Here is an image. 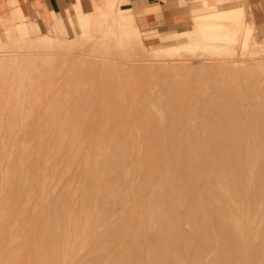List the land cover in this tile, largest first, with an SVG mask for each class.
Here are the masks:
<instances>
[{"label":"rangeland","instance_id":"374dc122","mask_svg":"<svg viewBox=\"0 0 264 264\" xmlns=\"http://www.w3.org/2000/svg\"><path fill=\"white\" fill-rule=\"evenodd\" d=\"M154 5L158 23L130 40L55 11L9 24L1 264H264L250 253L264 250V40L175 39L193 26Z\"/></svg>","mask_w":264,"mask_h":264},{"label":"bare ground","instance_id":"6f19581e","mask_svg":"<svg viewBox=\"0 0 264 264\" xmlns=\"http://www.w3.org/2000/svg\"><path fill=\"white\" fill-rule=\"evenodd\" d=\"M24 1H25V3L26 2L27 3L30 2V0H24ZM71 1L72 0H70V2L69 1L68 2L65 1L66 8H65V11L64 12H62V13H60V12H54L55 16L62 17L63 20H64V18H66V20H68V21H65L64 20L66 22L65 25H67V23H72L73 22L72 19H75L77 21V23L81 24L85 28H92L93 27L92 28V30H93V29H95V26H96L97 27V29H96L97 32L98 31H101V32L102 31H109L110 33H114L115 35H119L120 37H123L125 40H130V38L134 37L136 35V33H140L141 32L140 31V27H139L140 26V23H138V21L136 19V16L134 15L132 9L124 8L122 6V3H121V2H124L122 0H105V1L104 0H101L99 2H97L95 0H90L89 1V5L91 6L90 8H91V12L92 13H88V12H86V11L83 10V6H82L83 5V2H79V1L74 2V0H73L72 2H74V3H71ZM179 2H180V4H184L185 3V6H186V3L188 4V0H179ZM29 4H31V3H29ZM71 4L72 5H76L77 8H78L74 13L69 12V10L71 8V6H69V5H71ZM9 5H10V9H8V10H1L0 11V32H3V34H5V37L4 36L2 38L0 37V41H2L3 39L5 40V38L9 37L12 34V31H11L12 29L10 30L11 27L9 28L8 26H12V25H9V24H11V23L13 24L14 23V20L17 17H19V18L22 17L24 19L27 18L25 16V13H24L23 8L21 7L22 6V0L19 3L16 2L15 0H9ZM167 8L168 7L165 6V9H167ZM169 11H171V9H169ZM173 11L171 13H173ZM248 11L249 10L247 9L246 1L245 0H218L217 6H215L214 8H212V10H210V13L205 14V15H202V16H199V17H197V18L194 19V21H193L194 29L193 30H186L185 29V30H182V31H174V35H176L174 38L175 39H178L180 37L181 38H184L188 34H192V33H196V34L198 33L199 34V33H201V34H204V35L207 34L208 38L210 40H212V42L216 43L217 41H219V39H220L221 36H224L225 35V37H228L229 38L227 40H229L231 42H234L235 44H237V43L240 42V43H243V46H246V45H248L249 43H251L254 40V38H255L254 37V34L255 33H258L257 30H256V27H255V25L253 23L254 20L253 21L251 20L249 14H248ZM52 13H53V11L51 12V14ZM58 14H59V16H58ZM170 14H169V17H170ZM33 16L34 17L37 16V13H36V11L34 9V6H33L32 17ZM99 16H102L103 19H99ZM104 17H107V18H104ZM59 23H60V21H59ZM55 25H56V28H57V31H58L60 29V25H57V24H55ZM68 27H72V26H68ZM25 30H28V28L24 29L23 31H19L18 28L15 29V32L14 33H16V35L18 34L19 36H21L20 37V41L25 40V37L24 36H26L25 34H27L26 32L24 33ZM93 31H90V32L92 34H94ZM91 33H89V34H91ZM168 33H171V32H168ZM98 34L100 35L99 32H98ZM98 34H96V35H98ZM83 35H85V34H83ZM99 35H98V37H99ZM19 36H18V39H19ZM46 38L51 39L52 37L51 36H48ZM46 38H44V39H46ZM18 39H15V40L18 41ZM34 40H35V37H34ZM263 40H264V38L261 39V43H262ZM45 41L46 40H44V42ZM185 41H187V40H185ZM255 45H256V42H255ZM259 45H260V43L258 44V46L256 45L255 51L260 48ZM206 46H208V45H206ZM156 47H158V46H156ZM211 47H213V49H220V50L223 48L221 45H216V46L215 45H211ZM175 48H176V50H179V49H193L194 47H192V43H190V42H183V43H181V45H179V46H177ZM235 50H236V47H233L231 51H235ZM0 56H2V55H0ZM36 209H38V208H36ZM41 227L43 228V226H41ZM45 236H47V235H45ZM48 236L50 237V234ZM52 238H53L52 239L53 241L51 242V239L49 241V245H50V248H51L50 249L51 250L50 251L51 253H53L52 252V249H54L53 246L54 245H56V246L58 245L56 243L57 240L54 239V236ZM44 239H46V238H44ZM44 239H43L42 242L45 243ZM51 244H52V246H51ZM45 247L47 248V246H45ZM17 248L18 247H16V250H17ZM252 249H253V247L250 250L251 257H252V255H254V257H252V258H254L256 260V259H258L260 257H264V250L263 249H262L263 251L255 250L256 248H254L253 250ZM260 250H261V248H260ZM0 251H1L2 254H5L6 251H7V249H6V251H5V249H1ZM54 252H56V251H54ZM11 255H13V254H11ZM30 256H31V254H30ZM72 257H73V255H72ZM65 259H66V257H65ZM27 261H28L29 264H33L32 258L28 259ZM250 261H251V263L253 262L252 260H250ZM250 261H245V262L248 263ZM0 262H3V259L0 260ZM4 262H5V260H4ZM255 262H257V261H255ZM254 264H256V263H254Z\"/></svg>","mask_w":264,"mask_h":264},{"label":"crops","instance_id":"0c3cea01","mask_svg":"<svg viewBox=\"0 0 264 264\" xmlns=\"http://www.w3.org/2000/svg\"><path fill=\"white\" fill-rule=\"evenodd\" d=\"M15 1L17 2V0ZM20 1L21 0H19L18 3ZM65 1L70 2V0H30V2L25 3V1L22 0L21 7L23 8L26 17L28 15L32 16L33 6H34L37 15L49 18V16L52 15L51 14L52 11L60 12V13L65 11L66 8ZM72 1L71 3H73ZM77 1L83 2V0H75L74 2ZM95 1L99 2L101 0H95ZM122 1H124L125 3L123 7L132 9L134 15L139 20L142 28L143 27L148 28L158 23L159 17L157 15V12H154V8L153 9L149 8L150 10L146 11L148 7L155 6L154 4L163 5L162 7L164 8L163 10L164 11L166 10L163 14V19L164 17L168 18L169 14L174 10L173 13L170 14V17L174 19V24L176 26V29H182L190 26V25L184 26V24L185 25L191 24L193 26V21L195 18L210 13V10H212V8H214L218 4V0H188V4L186 3V6L185 3L180 4L179 0H131V2L130 0H122ZM245 1H246L247 9L249 10L248 14L251 20L252 21L254 20L253 23L258 32L254 34V37L255 39L261 40L264 38V0H245ZM133 2L142 3V5H134ZM168 3H172V4L168 5ZM69 6L72 7L75 5H69ZM165 6L168 8L165 9ZM133 7L138 9L136 10L137 12H143V14L137 16ZM8 9H10L9 0H5V5H1V0H0V11L8 10ZM158 9L159 8L157 7L156 10ZM169 9H171V11H169ZM164 24L163 26H165ZM193 29L194 26L191 29H186V30H193ZM161 30H163V28L148 29V32L149 34H151V32L155 34L157 33L159 34L160 32H162ZM164 33H162L161 36H163ZM171 33H174V31H171ZM195 36H196L195 34H192L189 35L188 38H190V41L193 42L195 41L194 38Z\"/></svg>","mask_w":264,"mask_h":264}]
</instances>
